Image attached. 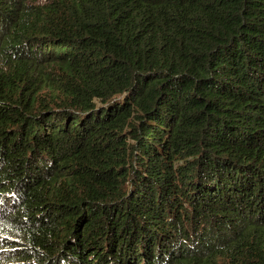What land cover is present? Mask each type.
Segmentation results:
<instances>
[{
    "label": "trees",
    "instance_id": "16d2710c",
    "mask_svg": "<svg viewBox=\"0 0 264 264\" xmlns=\"http://www.w3.org/2000/svg\"><path fill=\"white\" fill-rule=\"evenodd\" d=\"M0 264H264V0H0Z\"/></svg>",
    "mask_w": 264,
    "mask_h": 264
}]
</instances>
